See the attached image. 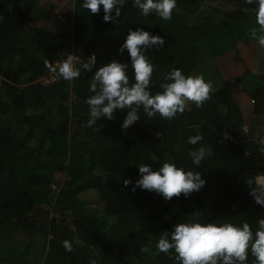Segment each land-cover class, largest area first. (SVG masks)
Instances as JSON below:
<instances>
[{
    "label": "trees",
    "instance_id": "trees-1",
    "mask_svg": "<svg viewBox=\"0 0 264 264\" xmlns=\"http://www.w3.org/2000/svg\"><path fill=\"white\" fill-rule=\"evenodd\" d=\"M41 1L56 5L62 0H0V264H89L90 259L97 264H178L169 254L153 256L141 248L155 252L160 234L188 222L196 211L204 223L226 205L230 177L245 166L253 168L235 180L231 207L212 222L241 226L246 221L255 232L264 206L255 203L250 189L256 184L248 181L264 173L259 168L264 154L256 142L264 138V71L254 72L239 55L240 41L253 54L264 53L249 35L259 27L255 12L236 16L204 0H177L172 19L164 21L155 12L142 15L134 0H125L112 24L103 22V6L93 15L82 0H74L69 36L54 22L38 25ZM137 28L166 40L160 51L144 53L154 66L153 94L174 68L185 76L203 74L206 82L201 70L209 60L225 71L229 61L240 69L213 84L202 108L189 102L183 114L171 120L157 114L149 123L141 107L140 120L127 130H122L127 110H116L113 120L97 121L96 132L87 123L90 80L116 59L129 65L130 84L135 82L130 56L119 49L129 29ZM71 51L83 59L79 78L44 83L41 77L49 72L44 60L54 63ZM84 63L92 70L84 69ZM240 95L252 102L248 114ZM195 135L203 140L188 144ZM201 146L213 154L197 167L189 152ZM150 153L158 160H151ZM164 162L198 171L205 186L189 198L181 194L171 201L155 191H132L141 178L139 164L158 170ZM125 180L132 184L125 187ZM41 205L55 214L50 224L35 214ZM65 240L73 242V252L65 250ZM246 264H255L250 254Z\"/></svg>",
    "mask_w": 264,
    "mask_h": 264
},
{
    "label": "clouds",
    "instance_id": "clouds-1",
    "mask_svg": "<svg viewBox=\"0 0 264 264\" xmlns=\"http://www.w3.org/2000/svg\"><path fill=\"white\" fill-rule=\"evenodd\" d=\"M243 3L256 5L252 11L256 14V23L259 27L251 28L249 35L264 48V0H243ZM124 4L125 0H82L81 6L90 10L93 15L98 14L103 6V22L113 24L121 16ZM133 7L138 8L144 16L155 12L162 20L170 21L173 10L177 7V0H134ZM165 44V38L160 35H153L143 28L129 29L119 52L123 54L127 50L135 82L130 84L127 63L113 59L99 67L90 80L89 91L92 95L86 100L89 108L87 122L89 128L99 132L100 128L94 127L97 121L101 117L113 120L116 110H127V116L122 124V130H127L140 120L138 110L141 107L149 120L157 114L163 119L171 120L178 114H183L189 102L195 104L197 108H202L204 103L211 99L213 84L210 81L206 82L203 74L185 76L178 68L172 69L164 76L166 82L160 84L161 91L155 94L150 91L154 66L144 53L153 48L160 51ZM64 55L66 59L55 64L45 59L44 66L52 74L53 79L63 78L71 82L80 76V70L76 66L80 58L75 53ZM89 60L94 63L96 56L92 55ZM82 66L87 71L92 70L89 63ZM157 135L160 136V133ZM202 140V135H195L190 136L186 142L195 146ZM256 142L259 145V152L264 154V138H258ZM212 154L203 146L189 152L192 163L197 167ZM149 155L154 162L158 160L154 153ZM137 167L141 178L136 181L132 191L135 192L137 188L155 191L166 201H171L173 197H179L181 194L189 198L206 184L198 171H185L174 163L164 162L158 170H153L150 165L143 163ZM123 183L128 187L132 181L125 180ZM253 183L256 187L250 189V195L256 204L264 206V173H258L254 179L248 181V185ZM201 215L200 211H196L188 222L177 223L171 232L165 231L160 234L155 252H152L149 246H143L141 252L153 256L169 254V258L178 264H246L250 254L255 264H264V218L258 219V227L253 232L246 221L242 222L241 226L228 221L219 224L201 223L199 222ZM74 240L76 244L79 243L78 238ZM63 247L67 252L74 251L72 241H63ZM89 264H97V261L90 259Z\"/></svg>",
    "mask_w": 264,
    "mask_h": 264
},
{
    "label": "rangeland",
    "instance_id": "rangeland-1",
    "mask_svg": "<svg viewBox=\"0 0 264 264\" xmlns=\"http://www.w3.org/2000/svg\"><path fill=\"white\" fill-rule=\"evenodd\" d=\"M207 4L216 6L236 16H242L243 14H250L252 8L250 5L243 3V0H204ZM53 1L44 2L41 1L40 5L37 7V22L38 25L43 26H53V22L58 24L60 29L71 36L73 33V9H74V0H62L59 1L56 5H52ZM54 4V3H53ZM60 15L64 18L61 19ZM246 34V33H244ZM239 46L241 48L240 56H244L247 65L252 68L254 72L264 71V53L259 52L253 54L249 46L240 41ZM240 69V66H237L234 62H228V70H223L216 62V60H209L203 67L201 72L207 74V79L212 84H219L221 81L230 78L234 75L237 70ZM241 103L246 109L248 114L249 108L252 104L249 99L242 98L240 95ZM148 119V118H147ZM149 121V119H148ZM150 123V121H149ZM64 175L62 173L57 174V179L62 180ZM36 216L41 222L45 224L51 222L52 217H55V214L45 205L37 207L35 211Z\"/></svg>",
    "mask_w": 264,
    "mask_h": 264
},
{
    "label": "water",
    "instance_id": "water-1",
    "mask_svg": "<svg viewBox=\"0 0 264 264\" xmlns=\"http://www.w3.org/2000/svg\"><path fill=\"white\" fill-rule=\"evenodd\" d=\"M247 168H253L251 166H245V167H241L239 168L238 170H236L232 176L230 177V185H231V188H232V194L231 196L229 197L226 205L221 208L220 210L216 211L215 213H213L211 216H209L204 223H211L216 217H218L219 215H222L224 214L232 205L233 203V199H234V196H235V189H234V182L235 180L239 177V175L242 173V171L244 169H247ZM260 169H264V166H260L259 167Z\"/></svg>",
    "mask_w": 264,
    "mask_h": 264
},
{
    "label": "built area",
    "instance_id": "built-area-1",
    "mask_svg": "<svg viewBox=\"0 0 264 264\" xmlns=\"http://www.w3.org/2000/svg\"><path fill=\"white\" fill-rule=\"evenodd\" d=\"M60 18H61V19H64L61 15H60ZM66 53H67V54L75 53V54L80 58V60H79V62L77 63L76 66H77V68H79L80 73H81V64H82V61H83L82 56L79 55V54H77V53L74 52V51L66 52ZM64 54H65V53H63L61 56H59L58 58H56V60L54 61L53 64H55V63H56L57 61H59V60L66 59V55H64ZM61 79H63V78H60V79H53V76H52V74H51L50 72H48L46 75H44L43 77H41V80H42L44 83H46V84L55 83V82L60 81Z\"/></svg>",
    "mask_w": 264,
    "mask_h": 264
}]
</instances>
